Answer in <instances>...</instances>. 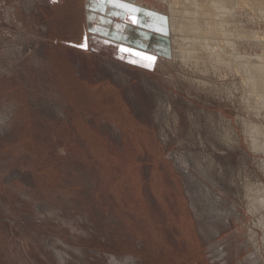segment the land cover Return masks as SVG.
<instances>
[{
    "label": "rangeland",
    "instance_id": "rangeland-1",
    "mask_svg": "<svg viewBox=\"0 0 264 264\" xmlns=\"http://www.w3.org/2000/svg\"><path fill=\"white\" fill-rule=\"evenodd\" d=\"M88 1L0 0V264H264V107L241 74L264 0L219 10L239 58L215 70L171 33L157 64L120 55ZM145 1L169 21L174 0Z\"/></svg>",
    "mask_w": 264,
    "mask_h": 264
},
{
    "label": "bare ground",
    "instance_id": "bare-ground-1",
    "mask_svg": "<svg viewBox=\"0 0 264 264\" xmlns=\"http://www.w3.org/2000/svg\"><path fill=\"white\" fill-rule=\"evenodd\" d=\"M206 1L207 4L204 5L203 0H174L170 5L168 4V21V18L162 16L155 9V6L152 9L149 8L145 0H89L87 8L89 11L90 30L100 32L104 36L102 40L107 45L116 47L120 55L126 54L133 60L149 64L151 63L150 61L144 60L141 57L154 56L155 64H157L158 59L154 55V51L162 53V56H172V47L169 46L168 39L165 38L167 34L171 33L173 35V43L179 50L178 52L183 61L199 56V59L201 58L204 62L205 60L210 61L211 68L215 70L218 65L224 62L223 56L225 50H229V53L235 59L239 58V54L234 49H230L233 47V43L239 40L234 29L236 27L234 22L236 14L234 13L230 16V24L233 27L230 28V24H226V20L218 12L222 11L226 14L227 10L234 11L236 6L246 4L247 0H231L230 3L232 5H226L222 9L220 6L216 8L215 3H222L224 0ZM94 8L100 10L102 15L97 16L93 10ZM115 18L125 21L135 20V23L134 26L127 22L126 24H118L115 22ZM95 22H97L98 26H95ZM155 31L159 32V34H155ZM92 40L97 42L99 38L92 37ZM222 47L223 49H221ZM121 48L129 49V51L121 52ZM135 53H139V55ZM245 64L249 65L250 63L247 62ZM245 64L241 65V74L245 75V82L251 91L257 95L258 103L264 107V63L260 62L259 65L257 63L254 65L256 75L259 77L255 80H253L252 73L249 71L252 65H249V67ZM229 65L231 69L239 74V71L233 68L231 64ZM208 70L206 68L205 71ZM207 73L205 72L204 74ZM249 102H251V99H249ZM252 131L259 132L255 127ZM250 134H252L251 131ZM260 135L258 134L259 138L254 142L252 139V142L255 143L256 149L264 152V139Z\"/></svg>",
    "mask_w": 264,
    "mask_h": 264
},
{
    "label": "snow or ice",
    "instance_id": "snow-or-ice-1",
    "mask_svg": "<svg viewBox=\"0 0 264 264\" xmlns=\"http://www.w3.org/2000/svg\"><path fill=\"white\" fill-rule=\"evenodd\" d=\"M133 23H135V20H133ZM120 51L121 52H128L129 49L121 48ZM135 54L136 55H139V53H135ZM141 58L144 59V60H148V61L151 62L150 64H146V65H143V66H151V65H154V63H155V57L154 56L153 57H145V56H142ZM130 62H134V61H130Z\"/></svg>",
    "mask_w": 264,
    "mask_h": 264
},
{
    "label": "clouds",
    "instance_id": "clouds-1",
    "mask_svg": "<svg viewBox=\"0 0 264 264\" xmlns=\"http://www.w3.org/2000/svg\"><path fill=\"white\" fill-rule=\"evenodd\" d=\"M129 264H133V262L131 261V258H129Z\"/></svg>",
    "mask_w": 264,
    "mask_h": 264
}]
</instances>
